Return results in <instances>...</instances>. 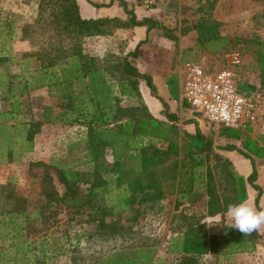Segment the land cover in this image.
<instances>
[{
  "label": "trees",
  "instance_id": "obj_1",
  "mask_svg": "<svg viewBox=\"0 0 264 264\" xmlns=\"http://www.w3.org/2000/svg\"><path fill=\"white\" fill-rule=\"evenodd\" d=\"M257 1L261 2L264 16V0ZM117 2L128 17L127 22L113 18L82 19L75 0H38L35 18L20 28L21 40L26 41L31 50L17 57L9 48L14 20L10 13L0 11V163L19 161L30 152L33 137L41 125L83 127L81 161L57 167L41 162L28 164L43 169L38 181V198L19 197L11 192L0 198L1 239L11 241L13 249L12 257L7 259L0 250V264L44 261V241L40 239L34 247L31 246L34 241L27 238L49 229L60 213L69 216L68 221L78 217L77 222L83 223L78 232H73L74 242L69 251L61 253L69 257L68 264H75L79 244L91 237V231L95 238L105 240L113 237L104 235L119 232L123 235L125 230L118 225L121 214L129 213L126 220L134 222L142 215L141 205L153 208L167 196L174 195L175 208L203 192L207 197L205 216L212 217L226 212L230 204L245 199L242 179L228 173L221 177L224 171L214 172L215 181L205 171V182L199 187L201 174L188 170L201 167L200 154L204 152H207L203 156L207 161L210 142L197 128L193 135L178 129L175 115L169 114L157 97L150 76L136 68L133 61L137 56L136 48L110 64L98 63L83 53L80 41L103 35L104 26L109 25L110 31L142 26L148 32L155 25L150 18L136 22L126 3ZM206 2L212 8L216 0ZM102 6L105 5L98 7ZM218 25L213 21L200 23L198 43L223 40L217 33ZM257 48L254 61L259 80L256 87L246 91L248 93L254 88L264 90V42L258 41ZM139 81H143L150 95L161 103L165 121L155 119L148 112L138 90ZM165 84L171 99L177 100L175 76L170 75ZM43 88L48 102L42 106L40 119L26 123L23 112L27 94ZM262 124L263 129L255 141L247 136L242 138L243 151L232 145L220 149L235 150L250 162L251 156L264 158V121ZM247 126L244 124L242 128L248 131ZM218 135L238 140L241 130L220 126ZM105 152H109L108 159ZM211 158L216 163L221 161L216 155ZM50 169L63 188L62 194L54 187ZM256 176L252 166L246 181L256 192L254 208L261 210L258 205L261 189L252 185ZM201 224L202 221L200 227L198 223L187 224L169 237L165 252L177 256L175 264H203L202 257L249 253L255 250L256 240L264 242V227L259 234L244 236L230 226L215 236ZM90 259L91 264H162L157 261L154 245L146 243L132 248L123 246L121 250L111 246Z\"/></svg>",
  "mask_w": 264,
  "mask_h": 264
},
{
  "label": "rangeland",
  "instance_id": "obj_2",
  "mask_svg": "<svg viewBox=\"0 0 264 264\" xmlns=\"http://www.w3.org/2000/svg\"><path fill=\"white\" fill-rule=\"evenodd\" d=\"M117 1V0H116ZM135 4L144 8L141 0H135ZM20 4L18 12L5 11L0 8L2 14L10 13L14 20V27L22 22V14L30 13L34 10L36 15V5L38 0H16V4ZM118 4V2H116ZM24 5V7H21ZM151 21L155 23L152 29L145 31V36L140 44H151L157 39L171 38L175 41L173 44L174 55L168 59L169 71L175 70L178 63L183 59L197 61L200 64L216 68L220 64L221 55L227 51H237L241 56V65L237 69L239 82L242 86L256 87L258 78V68L254 61V53L258 49V41L264 42V16L262 13L261 2L257 0H216L212 8H209L206 0H158L152 6ZM128 10L130 8L127 7ZM35 18V17H34ZM123 22H127L128 17L122 15V19L113 17ZM218 23L217 33L219 37H223L218 43H198L196 40L198 25L202 22ZM31 23V22H30ZM29 24V23H24ZM23 25V24H22ZM21 25V26H22ZM20 26V28H21ZM110 26H104L105 33L101 36L103 39H93L94 36L83 38L81 43L82 51L85 55L93 57L94 60L101 64H110L122 57L124 51V38L119 34L118 29H111ZM120 29V28H119ZM131 29V28H128ZM100 37V38H101ZM182 38V39H181ZM16 38L12 37L9 48L13 55L31 50L26 41V46L21 43H14ZM187 41L188 47H180L178 49L177 42ZM156 45V44H155ZM164 58L163 61H166ZM163 64V63H162ZM17 68H11L17 71ZM140 82V81H139ZM138 82V84H139ZM139 90V87H138ZM260 96L261 107L255 119L248 124L251 131L249 135L256 137L263 129L264 121V90L253 89ZM27 102L24 105L25 122L37 121L40 119L42 106L48 102L46 89H36L27 94ZM180 102V101H179ZM175 103L176 111L179 105L185 108L180 102ZM191 113L192 117L201 125L215 127L217 125L208 124L199 114ZM220 127V126H218ZM83 127L78 125L64 126L60 124H44L41 125L39 131L33 137V148L30 152L21 157L19 161L10 163H0V198L2 199L7 193H12L19 197H30V199L38 198V181L43 175L41 167H29V163L41 162L51 164L53 166H61L63 164H75L81 161L83 146L81 138ZM71 148L70 151H68ZM105 157L109 158V152H105ZM216 172V171H214ZM52 177L54 187L59 194L63 193L62 186L58 183L55 173L49 170ZM213 178L216 176L212 175ZM260 183L264 188V174L260 178ZM196 189V188H195ZM192 196L188 201L180 202L174 208L173 196H167L164 199L162 207L154 206L149 208L141 205L142 215L134 222L127 221L126 218L130 214H121L118 225H120L125 233H114L111 240H105L103 237L93 236L86 241L83 239L79 244L77 261L75 264H91L92 259L103 254L111 246H115L121 250V247H134L140 244H152L155 248V256L157 261L162 264H175L177 256L165 252L167 241L177 232L184 229L187 224H196L215 236H219L225 227L232 224L231 218L227 215L222 217L204 218L206 210L204 208L206 199L203 192ZM160 202L157 204L159 205ZM264 205V198H263ZM160 209L159 211L157 209ZM65 214L60 213L54 223L46 231H40L30 236L34 244L38 246L40 239L44 242L43 249L45 251L44 261L32 262V264H68L69 257L61 253H67L70 245L74 242L72 239L73 232H78L82 221L78 217L67 220ZM259 233L261 230L258 231ZM0 234V250L3 251V258L12 257V242L2 240ZM148 237V238H146ZM103 238V239H102ZM104 240V241H103ZM121 245V247L119 246ZM34 246V247H35ZM256 253H240L227 256L202 257L203 264H264V242L256 240ZM36 253V251H34ZM1 264H15L9 261Z\"/></svg>",
  "mask_w": 264,
  "mask_h": 264
},
{
  "label": "crops",
  "instance_id": "obj_3",
  "mask_svg": "<svg viewBox=\"0 0 264 264\" xmlns=\"http://www.w3.org/2000/svg\"><path fill=\"white\" fill-rule=\"evenodd\" d=\"M19 1V0H18ZM77 7H78V14L82 19H100V18H120L122 19V15H125L122 11L121 7L116 3V0H112L109 4L110 0H75ZM126 3V7L130 8L132 10L135 21H141L143 18H151V14L153 12V7H151L148 10H143L141 6H138L135 4V0H122ZM20 4H16V0H0V8L5 11L10 12H18L17 7ZM99 5H105L102 7H98ZM21 7H24L22 5ZM35 17V8L34 10H30V13H24V19L22 14V22H20L17 26L14 27V37L16 38L14 43H21L22 45H27L26 42H20L19 40V33H20V26L24 23H30L33 21ZM119 34H122V37L124 38V51L122 52V56L125 55L128 52L133 51L136 48L137 56L133 60L136 68L140 73H144L150 76L151 82L153 86L155 87L156 95L161 101L166 105L167 112L169 114H173L176 117V126L181 132H185L186 134L193 135L195 133V129L197 128L200 133L209 140L210 142V151L208 152L209 158L207 161L204 158L206 156L207 152H204L200 154V158L202 159V165L198 169L191 168L188 171H198L199 175L201 174V179L199 182V187L202 186V184L205 182V171H208V175L213 178L212 175L215 176L214 171H224L221 175V177H224L227 173L229 176H233L234 178L237 177V179H242L245 199L243 201H247L250 206L254 207L253 201L256 195L255 190L252 188L251 185L246 181L247 177L252 172V166L254 167L256 171V179L252 182V185H257L261 189V194L259 196L258 205L261 210H264L263 205V198H264V188L262 187L260 183V178L262 176V173L264 174V158H256L251 156L252 162H250L249 159L245 158L241 154H239L235 150H224L220 149L222 147L232 145L236 149L242 150L241 148V141L244 136L249 137L253 141H255L256 137H251L249 135V132L251 131L250 127L248 131H245L242 127L239 129L241 130V139H232V138H225L223 136L218 135L219 127H208L204 126V129H202L201 125L196 121L195 118L192 117L191 113L193 112L189 107H187L183 102H181L185 108L180 107L179 110L176 111L175 109V103L179 102L178 99V91H177V100H172L168 90L167 86L165 84L166 79L169 78L170 75L175 76L176 80V88H177V66L175 70L169 71L168 67V59H171V57L174 55V47L173 44L175 41H171L168 38H161L157 39L153 43L149 44H140V41L143 40L145 36V28L142 26H136L132 27L131 29H118ZM101 36H94L93 39H103ZM182 39V38H181ZM178 49L180 47H188L190 46L187 41L183 42H177ZM156 44V45H155ZM164 58H167L166 61H163ZM188 60V59H183ZM163 63V64H162ZM241 83L238 86L241 91H247L248 89H251L252 87H248L247 89L241 88ZM139 87V93L141 96V99L146 106L148 112L152 117H154L157 120L165 121L162 111L163 107L158 99L152 97L150 95V92L148 88L145 86L143 81H140L138 84ZM179 102V103H180ZM261 133V132H260ZM259 133V134H260ZM243 151V150H242ZM216 155L221 159V161H218L217 163L212 160L211 156ZM204 156V157H203ZM219 165V167L216 169L214 168V165ZM226 171V172H225ZM202 173H203V179H202ZM205 176V177H204ZM216 180V177L213 178V181ZM229 184V182H228ZM201 185V186H200ZM231 189V186L229 187V191ZM173 196L174 195H170ZM204 198L207 197L204 194ZM164 203V199L160 201V204L157 205V207L161 208L162 204ZM206 203V201H205ZM226 212L222 214H216L212 217H222L227 215ZM207 216H205V219L207 220ZM262 230V228L260 229ZM259 231V230H258ZM257 233L259 234V232ZM261 233V232H260ZM257 246H255V250L252 252H249V254H255L257 251Z\"/></svg>",
  "mask_w": 264,
  "mask_h": 264
},
{
  "label": "built area",
  "instance_id": "obj_4",
  "mask_svg": "<svg viewBox=\"0 0 264 264\" xmlns=\"http://www.w3.org/2000/svg\"><path fill=\"white\" fill-rule=\"evenodd\" d=\"M157 1L141 0V3L150 8ZM220 57L221 63L216 68L181 60L176 72L178 99L208 124L239 129L257 116L260 96L239 89L237 69L242 59L237 51L224 52Z\"/></svg>",
  "mask_w": 264,
  "mask_h": 264
},
{
  "label": "clouds",
  "instance_id": "obj_5",
  "mask_svg": "<svg viewBox=\"0 0 264 264\" xmlns=\"http://www.w3.org/2000/svg\"><path fill=\"white\" fill-rule=\"evenodd\" d=\"M226 214L231 218L232 229L238 230L244 236H249L264 227V210H257L246 200L230 204Z\"/></svg>",
  "mask_w": 264,
  "mask_h": 264
}]
</instances>
